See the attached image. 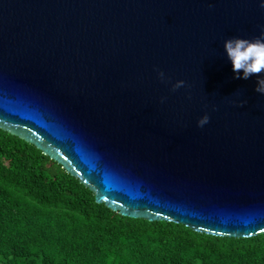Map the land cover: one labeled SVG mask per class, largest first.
<instances>
[{
    "label": "water",
    "instance_id": "95a60500",
    "mask_svg": "<svg viewBox=\"0 0 264 264\" xmlns=\"http://www.w3.org/2000/svg\"><path fill=\"white\" fill-rule=\"evenodd\" d=\"M262 29L260 0H0V130L124 217L262 235L264 95L223 49Z\"/></svg>",
    "mask_w": 264,
    "mask_h": 264
},
{
    "label": "trees",
    "instance_id": "16d2710c",
    "mask_svg": "<svg viewBox=\"0 0 264 264\" xmlns=\"http://www.w3.org/2000/svg\"><path fill=\"white\" fill-rule=\"evenodd\" d=\"M0 264H264V234L215 237L124 217L0 130Z\"/></svg>",
    "mask_w": 264,
    "mask_h": 264
},
{
    "label": "clouds",
    "instance_id": "9594fccd",
    "mask_svg": "<svg viewBox=\"0 0 264 264\" xmlns=\"http://www.w3.org/2000/svg\"><path fill=\"white\" fill-rule=\"evenodd\" d=\"M260 6L264 7V0H260ZM223 49L227 59L231 62L234 78L251 79L255 77V91L264 95V29L259 36L247 39L242 37L227 38L223 42ZM158 75L163 81L165 73L159 71ZM185 81L177 80L172 85V90L184 86ZM244 101H241L243 105ZM209 116L203 115L198 120V126L203 127L209 122Z\"/></svg>",
    "mask_w": 264,
    "mask_h": 264
}]
</instances>
